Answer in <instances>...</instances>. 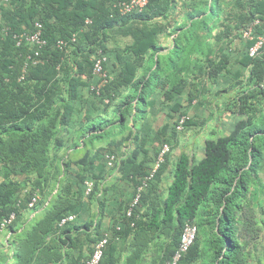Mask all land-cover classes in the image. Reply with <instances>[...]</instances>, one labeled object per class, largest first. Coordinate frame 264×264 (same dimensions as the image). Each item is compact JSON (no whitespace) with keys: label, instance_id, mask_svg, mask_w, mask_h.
<instances>
[{"label":"trees","instance_id":"trees-1","mask_svg":"<svg viewBox=\"0 0 264 264\" xmlns=\"http://www.w3.org/2000/svg\"><path fill=\"white\" fill-rule=\"evenodd\" d=\"M129 1L10 0L4 5L0 0V235L3 219L17 216L6 229L7 251L15 264H84L102 236L95 242L85 233L90 224L61 222L76 213L85 196L94 195L97 180L105 179L108 169L120 165L108 167L106 155L118 158L119 148L141 144L139 135L146 133L172 149L178 141H166L162 135L205 125V119L187 115L196 102L216 107L213 116L224 110L238 120L228 134L205 140L199 161L181 152L169 186L160 190L168 154L132 219L127 209L124 212V235L121 226L115 233L132 238L126 264H167L188 223L198 232L180 264H248L250 252L240 240L238 217L263 189L264 48L256 57L249 56V49L256 37L264 36V0H185L189 3L183 5L179 0H148L142 11L121 15L116 5ZM180 11L181 22L175 20ZM37 22L47 45L33 65L28 56L34 55L35 47H18L14 37L33 33ZM250 28L254 37L245 40L243 34ZM165 32L172 38L168 46L159 40ZM111 33L131 42L113 51L115 58L109 63L105 43ZM60 40L69 45L59 48ZM235 43L243 49L233 63ZM100 52L107 57L105 83L93 72ZM232 64L240 65L241 72L232 74L228 88L215 90L219 80L231 74ZM141 69L144 76L138 79ZM93 86H100L99 94ZM121 90L129 92L113 120L85 111L88 95L108 106ZM158 90L175 122L164 123L154 134L153 127L144 128V121ZM220 98L226 101L221 104ZM84 112L81 135L75 139L69 130ZM185 116L189 119L179 130ZM88 181L94 183L90 195L85 193ZM36 192L40 199L29 208ZM111 241L100 264H119V259L112 260ZM7 251H0L1 264L9 262Z\"/></svg>","mask_w":264,"mask_h":264},{"label":"crops","instance_id":"crops-1","mask_svg":"<svg viewBox=\"0 0 264 264\" xmlns=\"http://www.w3.org/2000/svg\"><path fill=\"white\" fill-rule=\"evenodd\" d=\"M232 52V61L236 63L240 59L242 55L243 46L235 43ZM237 51V52H234ZM236 72H241V66L238 64L231 65V74L223 76L219 82L216 89H225L228 88L232 84V74ZM244 74L247 73V70L242 71ZM198 105L199 109L197 111V115L192 113L188 116L192 119L198 118L205 119L208 125H212V123L216 124L219 119L223 116H213L212 108L201 107L198 103L194 102L193 106ZM88 105L85 107L88 111ZM163 110V109H162ZM185 109H183L184 111ZM169 111H165L166 114H169ZM87 112H84L82 115L76 118L77 121L74 122V125L70 128V133L78 139L80 137L79 128L85 119V115ZM155 118L161 119L160 112H157ZM227 119H231L233 117L238 120V117L229 112ZM170 115H172L170 113ZM227 115V113H225ZM154 116V115H153ZM177 118V116H176ZM153 119L150 117L149 122L151 124ZM216 122V123H215ZM153 124V122H152ZM154 125V124H153ZM163 125V124H162ZM161 125V126H162ZM160 126V127H161ZM139 143L135 144L130 142L128 147H125L124 150L119 153L118 162L120 165L114 169H108V174L105 175V179L96 182V189L93 196L88 197L85 196L82 200V203L78 207L77 211L73 216L75 217L72 223L77 226H83L86 224H90L89 230L85 233L92 234L94 241L96 242L103 234L109 233L111 236V243L114 245L112 249V260L115 263L119 259V264H126L128 258L131 256L133 248L131 246L132 238H126L124 235L125 225L123 224L124 212L132 201L135 190L138 187L137 184L140 183L141 177L147 173L155 164L157 159L158 151L160 150V143L157 140V137L152 134H142L139 135ZM144 140V141H143ZM80 141H83L81 138ZM148 142L146 145H143L142 142ZM154 142V144H152ZM160 145V146H159ZM81 146L80 148H82ZM176 146L172 145V152L169 155V165L167 167L166 174L162 177V184L159 185L160 190H166L171 182V171L174 165V162L179 157L181 151H176ZM79 149V148H77ZM72 150L69 151L71 153ZM68 153V154H69ZM135 154V155H134ZM190 155L189 152H187ZM203 154V150H202ZM202 156H200V159ZM129 161L126 166H123V161ZM102 167H98L96 169V174H100ZM139 185V184H138ZM144 210V208H143ZM121 226L123 228V235L121 238H118L115 233V229ZM127 230V229H126ZM6 232V231H5ZM3 232V233H5ZM2 233V234H3ZM9 237V235H8ZM7 237V239H8ZM115 237H117L115 239ZM125 237V238H124ZM6 239V240H7ZM146 264V260L144 262Z\"/></svg>","mask_w":264,"mask_h":264},{"label":"rangeland","instance_id":"rangeland-1","mask_svg":"<svg viewBox=\"0 0 264 264\" xmlns=\"http://www.w3.org/2000/svg\"><path fill=\"white\" fill-rule=\"evenodd\" d=\"M184 3H189L188 1L185 2V0H179V4L183 5ZM183 13H181L176 17V21H183ZM172 31V30H171ZM169 32H165L164 34H161L159 37L160 43L162 46H168L171 44L172 38L167 36ZM171 33V32H170ZM173 33V31H172ZM131 42V39L128 37L123 36H117L115 33L110 34V38L108 39V42L105 43L107 47V51L109 53V63H112L111 61H114L115 56H113V51L119 50L121 51L126 45H128ZM109 50H112L111 52ZM166 65V63H164ZM111 66V65H110ZM112 66L110 67V71L113 72L115 75V71L112 70ZM113 75V76H114ZM116 76V75H115ZM144 76V69H141L138 73V79H142ZM96 79L95 81H97ZM94 80L92 79V82ZM118 93L115 94L114 101L109 104L108 106H105L103 102H101L99 99H95L92 96H87V104L88 109L93 114L94 118H100L99 116L105 117L108 120H113L115 115L118 113L119 109L121 108L122 104L125 102V98L128 95V90H121L117 91ZM162 91L158 90L153 93L152 95V101L149 102L148 105V114L147 118L144 121V128L146 126L153 127V129L150 131L151 133L154 132V134H157L159 132V128L162 124L166 122L174 124L175 119H171L168 114H166L165 111H168V106L164 105L161 101L162 99ZM226 101V98H220L219 103H224ZM163 109V110H162ZM196 109H199L198 105L189 107V114L192 115V113L197 115ZM216 107L213 106L211 109L213 112H215ZM221 116H223L221 119L218 120L216 124L212 123V125H208L205 120V125L201 126H192L187 127L182 132L172 131V129L162 135L165 137L166 141H178V145L176 146V151L181 152H189L190 156L193 157L194 161H199L200 156H203L202 150H203V143L205 140H212L216 139L219 136H224L228 134L234 127L236 123V118L233 117L231 119H227V117L231 114L229 112H226L227 115H225V111L222 110ZM157 112H160L161 119L155 118L156 115H158ZM81 114H79L80 116ZM154 115V116H153ZM218 114H215L217 116ZM173 118L176 116L172 113ZM150 117L153 119L151 121V124L149 122ZM178 114L177 118L178 119ZM153 122V124H152ZM139 122H137V126L140 127ZM128 132L123 134L124 136L127 135ZM144 133V132H143ZM122 135V136H123ZM161 138V137H160ZM163 142L164 139L161 138ZM130 143L127 144V147ZM154 144V142H153ZM162 145V142L160 143ZM159 145V146H160ZM173 145V143H172ZM125 148V145L118 149V153L122 152ZM77 156H80V154H77ZM260 176L262 177V186L263 189L259 193L256 194L254 197L255 203H252L250 207L245 208L243 210V213L239 215V237L240 240L248 245V251L250 252V260L248 261V264H264V172L260 173ZM6 231V230H5ZM3 231V232H5ZM2 232V233H3ZM9 233L6 231L5 233L0 235V251H7V247L5 245L6 239L8 237ZM7 255L9 258V262H6V264H15V261H13V258L11 257V252L7 251ZM3 263L2 260H0V264Z\"/></svg>","mask_w":264,"mask_h":264},{"label":"built area","instance_id":"built-area-1","mask_svg":"<svg viewBox=\"0 0 264 264\" xmlns=\"http://www.w3.org/2000/svg\"><path fill=\"white\" fill-rule=\"evenodd\" d=\"M4 5L9 4L10 0H1ZM148 5V0H131L129 2H120L116 5V8L121 13V15H127L129 13H132L134 11H142L146 6ZM87 23H90L88 20ZM256 25L258 22L255 23ZM243 37L245 40L253 39V29L250 28L246 30L243 34ZM15 40L17 41V46L20 47L24 43H28L35 47L34 55L28 56V62L32 63L33 65L37 64V59L40 56L41 51L43 48L47 45V42L42 38V24L37 22L35 24V31L31 34L23 33L19 35H15ZM256 43L253 47L249 49V56L250 57H256L259 52L264 48V36H258L256 37ZM76 38H71V42H75ZM69 45V41L60 40L58 41V47L59 48H65ZM107 62V57L100 52V55L96 56L93 72L94 74L103 82L105 83L108 79V75L104 69V65ZM28 66V63L26 64V67ZM25 67V68H26ZM263 86H264V80H263ZM92 91L96 92L97 94L100 93V86H93ZM108 102V101H106ZM189 117H182L180 120V125L178 126L179 130L183 129V124L186 120H188ZM171 146L167 143L163 144L160 147L159 153L157 155V159L155 161V164L153 165L150 172L141 180V184L137 187L136 192L134 194V197L129 204L126 216L129 219H132L135 210L139 207L142 195L146 188L149 186L150 182L155 178L157 172L159 171L160 167L165 163L166 156L171 153ZM106 161L108 167H114L116 163L118 162V158L115 155L107 154L106 155ZM86 195H90L91 192L94 189V183L92 181L86 182ZM40 196L38 192L34 193L31 201L29 202V208H33L36 203L39 201ZM16 213L10 214L8 217L4 218L1 223V230L7 229L15 220H16ZM74 216L71 215L67 218H64L61 222V225L65 224L66 222H71L74 220ZM134 224H132L133 226ZM117 230L119 231L120 228L118 227ZM197 226L193 224H186L183 228V231L181 233L180 242L179 245L174 252L171 259L167 262V264H180V261L182 260L184 254H186L192 245L194 244L196 237H197ZM111 240V236L109 233H105L102 235V237L95 243L93 247L92 254L90 257L84 262V264H100L103 260L106 248L109 245V242Z\"/></svg>","mask_w":264,"mask_h":264},{"label":"clouds","instance_id":"clouds-1","mask_svg":"<svg viewBox=\"0 0 264 264\" xmlns=\"http://www.w3.org/2000/svg\"><path fill=\"white\" fill-rule=\"evenodd\" d=\"M6 230V229H5ZM5 230H3V231H5Z\"/></svg>","mask_w":264,"mask_h":264}]
</instances>
